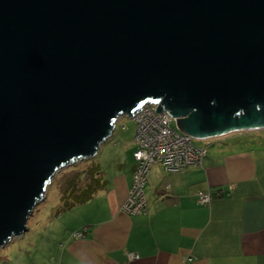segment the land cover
I'll return each instance as SVG.
<instances>
[{
  "label": "water",
  "instance_id": "95a60500",
  "mask_svg": "<svg viewBox=\"0 0 264 264\" xmlns=\"http://www.w3.org/2000/svg\"><path fill=\"white\" fill-rule=\"evenodd\" d=\"M145 103L198 140L264 129V0H0V246Z\"/></svg>",
  "mask_w": 264,
  "mask_h": 264
},
{
  "label": "crops",
  "instance_id": "0c3cea01",
  "mask_svg": "<svg viewBox=\"0 0 264 264\" xmlns=\"http://www.w3.org/2000/svg\"><path fill=\"white\" fill-rule=\"evenodd\" d=\"M118 143L105 148L109 163H88L96 166L103 187L84 204L52 214L59 224L49 226L48 234L26 238L17 253L19 264H180L183 256L192 257L189 264H264V144L259 139L241 148L211 149L200 166L178 172L151 165L146 213L138 215L121 211L134 142ZM198 193L210 195V201L199 202ZM74 231L82 236L73 237ZM128 253L137 258L129 260ZM1 259L0 264H10Z\"/></svg>",
  "mask_w": 264,
  "mask_h": 264
},
{
  "label": "built area",
  "instance_id": "2783aa9c",
  "mask_svg": "<svg viewBox=\"0 0 264 264\" xmlns=\"http://www.w3.org/2000/svg\"><path fill=\"white\" fill-rule=\"evenodd\" d=\"M156 108L153 103L143 104L140 110L129 117L134 124L135 151L132 153L131 183L121 206V211L127 215L146 213L144 193L151 165H159L164 171L178 172L200 166L206 154L205 147L194 146L193 141L198 139L182 133L175 125V118L164 110L156 113ZM197 198L199 202L207 203L211 196L198 193ZM72 236L78 238L82 236V231H74ZM127 258L132 260L137 256L128 253ZM191 260V256H183L180 264H189Z\"/></svg>",
  "mask_w": 264,
  "mask_h": 264
},
{
  "label": "rangeland",
  "instance_id": "374dc122",
  "mask_svg": "<svg viewBox=\"0 0 264 264\" xmlns=\"http://www.w3.org/2000/svg\"><path fill=\"white\" fill-rule=\"evenodd\" d=\"M133 135L134 124L130 120V118L125 116L119 117L114 123L112 135L110 134V137L106 138L105 141L99 145L95 155L88 159L76 160L70 165H66L61 169L57 170L55 174L50 178L48 183L45 185L43 189L44 192L41 195L40 200L33 207L31 214L26 220V230L23 232L22 235L14 237L10 241L6 242L3 246H0V263L2 262L1 258H7L10 264L21 263V261H18V258L20 256L17 255V253L19 249H21L22 246L25 244L26 238L35 236L39 233L48 234V232H50L48 229L49 226L53 228L55 224H59L58 221L60 220L52 221L54 219L52 214L56 212V209L60 205V191L63 188V181L66 177H70V175H72V173L75 171H80L84 169L88 165V163H91V160L94 162L99 161L100 163L104 164L109 163L110 153H108V148H105L110 147V142L116 144L118 142L121 143L123 141H128V143H130L133 140ZM257 139L261 141V144H264V129L235 132L232 134H225L203 141L194 140L193 144L196 147H205L207 152L211 149H216L220 146L225 148L238 145L241 148L243 145L241 143H252L254 140Z\"/></svg>",
  "mask_w": 264,
  "mask_h": 264
},
{
  "label": "trees",
  "instance_id": "16d2710c",
  "mask_svg": "<svg viewBox=\"0 0 264 264\" xmlns=\"http://www.w3.org/2000/svg\"><path fill=\"white\" fill-rule=\"evenodd\" d=\"M134 151L135 148L133 152ZM103 185L96 166L90 164L80 171L73 172L70 177H66L63 181V188L60 191V205L56 209V213H63L73 207L84 204L89 201Z\"/></svg>",
  "mask_w": 264,
  "mask_h": 264
},
{
  "label": "bare ground",
  "instance_id": "6f19581e",
  "mask_svg": "<svg viewBox=\"0 0 264 264\" xmlns=\"http://www.w3.org/2000/svg\"><path fill=\"white\" fill-rule=\"evenodd\" d=\"M145 104H147V103H145Z\"/></svg>",
  "mask_w": 264,
  "mask_h": 264
}]
</instances>
